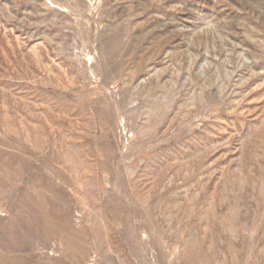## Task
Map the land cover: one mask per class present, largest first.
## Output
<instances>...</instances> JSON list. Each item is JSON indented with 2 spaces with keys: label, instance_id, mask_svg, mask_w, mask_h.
Instances as JSON below:
<instances>
[{
  "label": "rangeland",
  "instance_id": "rangeland-1",
  "mask_svg": "<svg viewBox=\"0 0 264 264\" xmlns=\"http://www.w3.org/2000/svg\"><path fill=\"white\" fill-rule=\"evenodd\" d=\"M0 264H264V0H0Z\"/></svg>",
  "mask_w": 264,
  "mask_h": 264
}]
</instances>
